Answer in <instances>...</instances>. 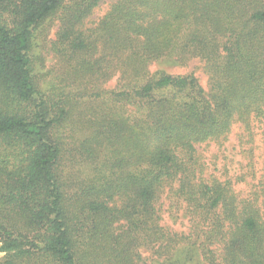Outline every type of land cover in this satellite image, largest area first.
Returning <instances> with one entry per match:
<instances>
[{"label":"trees","instance_id":"1","mask_svg":"<svg viewBox=\"0 0 264 264\" xmlns=\"http://www.w3.org/2000/svg\"><path fill=\"white\" fill-rule=\"evenodd\" d=\"M101 1L0 0V264H264V163L239 197L197 150L234 123L264 142V0H116L86 27ZM48 19L65 76L45 91ZM194 59L207 90L151 70ZM167 187L188 233L160 224Z\"/></svg>","mask_w":264,"mask_h":264},{"label":"rangeland","instance_id":"2","mask_svg":"<svg viewBox=\"0 0 264 264\" xmlns=\"http://www.w3.org/2000/svg\"><path fill=\"white\" fill-rule=\"evenodd\" d=\"M116 0H102L95 7L92 14L86 19V27H93L100 18L107 12L110 5ZM43 33H38L36 38V76L39 79V86L42 90H47L51 84L63 89L65 76L64 69L58 63L57 58L48 51L47 46H42L45 41L55 38L57 29L56 21L48 19L44 22ZM164 70L171 74L193 73L199 80L202 87L207 90L208 80L203 72L202 63L191 60L186 66H171L166 63H155L151 70ZM115 78L104 84V87L112 88L115 85ZM71 87H67L70 89ZM58 91V90H57ZM250 135L245 132L240 123H234L225 140L221 143L211 142L197 146L199 156L204 163L205 177L214 176L220 180H230L233 189L239 197H249L258 188L262 179L264 163V142L262 129L256 122L251 124ZM264 198L260 197L259 201ZM160 216V224L170 231L178 233H188L190 228L189 216L185 203L170 192L169 187L165 188L156 203ZM264 217V208L262 209ZM143 257L151 259L150 251L141 248ZM195 259V257H194ZM184 264H199L195 261L187 260Z\"/></svg>","mask_w":264,"mask_h":264}]
</instances>
